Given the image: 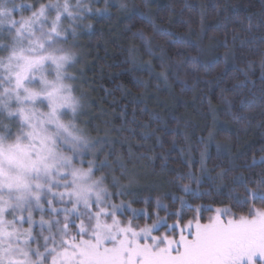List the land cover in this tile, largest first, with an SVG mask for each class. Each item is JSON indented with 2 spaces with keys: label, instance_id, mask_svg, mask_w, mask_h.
Returning a JSON list of instances; mask_svg holds the SVG:
<instances>
[{
  "label": "clouds",
  "instance_id": "9594fccd",
  "mask_svg": "<svg viewBox=\"0 0 264 264\" xmlns=\"http://www.w3.org/2000/svg\"><path fill=\"white\" fill-rule=\"evenodd\" d=\"M137 11L140 0H0V264H79L82 240L147 229L121 214L119 195L143 186L141 161L91 123L84 81L97 22ZM245 19L264 44V11ZM143 25H124L131 46L149 36ZM256 210L264 203L239 215Z\"/></svg>",
  "mask_w": 264,
  "mask_h": 264
},
{
  "label": "trees",
  "instance_id": "16d2710c",
  "mask_svg": "<svg viewBox=\"0 0 264 264\" xmlns=\"http://www.w3.org/2000/svg\"><path fill=\"white\" fill-rule=\"evenodd\" d=\"M231 3L237 8L224 12L225 0H140V11L98 21L96 32L86 38L90 47L84 81L93 91L91 123L110 128L115 145L128 153L131 149V157L140 159L145 175L139 190L123 196L133 201V208L145 209L150 215V219L141 218L125 209L123 216L134 224L151 226L168 219L167 213L157 207L158 200L161 206H167V212H185L187 218L194 213L182 207L181 200L192 207L229 208L239 215L243 209L229 199V190L234 197L246 193L233 183V177L243 174L249 179L248 187L254 188V181L264 174V44L260 43V32H247L245 19H258L264 4L262 0ZM143 14L173 35H154ZM128 21L144 23L146 33L153 37V55L143 41L135 43V63L124 48L133 47L124 27ZM181 36L198 49L169 43ZM157 45L163 46V52ZM189 53L211 62L209 71H200L199 79L193 78L188 65L178 67ZM149 62L154 65L151 73ZM164 70L169 72L168 84L159 78ZM172 70L179 72L187 86L175 80ZM139 82H147V87ZM157 113L159 120L155 118ZM217 144L222 153L224 148L231 149L238 164L256 163L221 181L219 173L229 168V161L217 157ZM201 153L205 154L203 167ZM182 185H188L189 191L185 192ZM213 215L201 209V222L206 223V218Z\"/></svg>",
  "mask_w": 264,
  "mask_h": 264
},
{
  "label": "snow or ice",
  "instance_id": "6c2138e0",
  "mask_svg": "<svg viewBox=\"0 0 264 264\" xmlns=\"http://www.w3.org/2000/svg\"><path fill=\"white\" fill-rule=\"evenodd\" d=\"M147 3V0H146ZM146 19L152 26L156 36H172L170 29L157 25L150 16ZM146 46L149 55H153V37L146 36L143 32L139 37ZM169 43L179 44L182 47H197L190 39L183 36L178 40H171ZM243 47V42L241 43ZM163 52V46L157 45ZM128 55L135 63V48L130 47ZM161 68L164 69V58H160ZM225 65L228 62V56H224ZM211 62H204L199 56H192L190 53L179 64H186L190 68L194 79H199L201 70L209 71ZM264 70V63L261 64ZM148 70L154 71V65L150 62ZM171 75L175 80L187 86V81L182 79L177 70H172ZM247 76V74H245ZM159 78L165 84H168V70L161 71ZM262 82H264V71H262ZM142 83L147 87V82ZM239 86V85H238ZM264 91V89H262ZM264 102V100H262ZM231 102L229 101V104ZM243 104L244 101H241ZM157 120L159 114L155 115ZM185 139L187 137L185 136ZM203 141V137L200 138ZM209 139H212V133H209ZM115 143V142H111ZM176 144V141H173ZM19 147V146H17ZM21 151H24L21 149ZM131 154V149H129ZM246 155V154H245ZM205 154L201 153V166L204 165ZM217 157L229 161V168L219 173L221 181L232 172L239 171L241 168L249 170L253 164H238L233 159L231 149L224 148L221 152V146L217 144ZM264 160V158H262ZM193 179H196L193 177ZM199 183V180L196 181ZM233 183L239 184L244 188L246 195L243 197H234L229 190V199L240 209H248L250 204L264 203V174L254 181V188H249V179L243 174L233 177ZM185 192L189 191L188 185H182ZM121 196L133 195V193H119ZM176 200V197H173ZM147 203V201H143ZM182 207L194 213L191 218H187L185 212H167V206H161L159 200L157 207L162 208L167 213L168 219L158 221L157 224L148 226L146 230L137 228L121 227L119 232L112 234V243L109 244L103 234L97 233L95 241H81L77 245V254L80 257L79 264H264V211L256 210L252 215H237L229 208H212L211 205L201 207H192L185 205L180 201ZM133 201H128L126 210L133 215H139L141 218H149L150 215L145 209L137 210L132 207ZM201 209L204 212H214L213 216L207 217V222L202 223L200 219ZM158 215V213H153ZM169 220L172 222L169 223ZM144 233V235H140ZM119 235L120 238H117ZM75 255V254H74Z\"/></svg>",
  "mask_w": 264,
  "mask_h": 264
},
{
  "label": "rangeland",
  "instance_id": "374dc122",
  "mask_svg": "<svg viewBox=\"0 0 264 264\" xmlns=\"http://www.w3.org/2000/svg\"><path fill=\"white\" fill-rule=\"evenodd\" d=\"M125 209H126V208H122V209H121V214H122V215L125 214V212H126ZM137 229H139V228H137ZM140 235L142 236V235H144V233H140ZM111 236H112V234L110 233V234L108 235V240L106 241V242L109 243V244L112 243ZM117 238H120L119 235H118ZM91 241H95V239H93V240H91Z\"/></svg>",
  "mask_w": 264,
  "mask_h": 264
}]
</instances>
